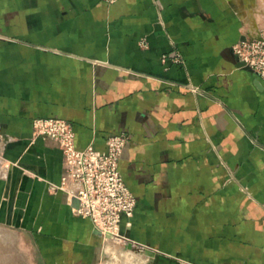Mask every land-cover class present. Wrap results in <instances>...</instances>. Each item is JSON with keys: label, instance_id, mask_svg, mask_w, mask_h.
<instances>
[{"label": "crops", "instance_id": "obj_1", "mask_svg": "<svg viewBox=\"0 0 264 264\" xmlns=\"http://www.w3.org/2000/svg\"><path fill=\"white\" fill-rule=\"evenodd\" d=\"M259 38L264 0H0V264H264V80L233 51ZM51 117L79 149L130 136L136 247L55 189Z\"/></svg>", "mask_w": 264, "mask_h": 264}, {"label": "built area", "instance_id": "obj_2", "mask_svg": "<svg viewBox=\"0 0 264 264\" xmlns=\"http://www.w3.org/2000/svg\"><path fill=\"white\" fill-rule=\"evenodd\" d=\"M114 4L118 0H105ZM233 51L246 67L264 80V39H245L237 43ZM34 136L55 141L63 152L65 173L55 189L69 190L78 200L76 213L89 218L107 242L124 247H136L123 232L125 219L134 215L137 198L128 187L120 160L130 141L121 133L109 136L107 149L93 146L79 149L73 124L62 118H37L33 123ZM0 137V146H1ZM75 189H70V186ZM130 223H128L129 225Z\"/></svg>", "mask_w": 264, "mask_h": 264}, {"label": "bare ground", "instance_id": "obj_3", "mask_svg": "<svg viewBox=\"0 0 264 264\" xmlns=\"http://www.w3.org/2000/svg\"><path fill=\"white\" fill-rule=\"evenodd\" d=\"M108 250L110 251V252H113L114 251V249H113V244L111 243V242H108ZM107 251V250H106Z\"/></svg>", "mask_w": 264, "mask_h": 264}, {"label": "water", "instance_id": "obj_4", "mask_svg": "<svg viewBox=\"0 0 264 264\" xmlns=\"http://www.w3.org/2000/svg\"><path fill=\"white\" fill-rule=\"evenodd\" d=\"M241 66H243V67H245V68H248V67L245 66V64H244L243 62H241ZM77 204L79 205L78 200H77Z\"/></svg>", "mask_w": 264, "mask_h": 264}]
</instances>
